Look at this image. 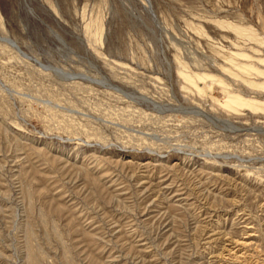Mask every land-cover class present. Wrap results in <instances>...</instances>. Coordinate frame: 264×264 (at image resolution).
Returning <instances> with one entry per match:
<instances>
[{
  "label": "rangeland",
  "instance_id": "1",
  "mask_svg": "<svg viewBox=\"0 0 264 264\" xmlns=\"http://www.w3.org/2000/svg\"><path fill=\"white\" fill-rule=\"evenodd\" d=\"M0 35V264H264V0H0Z\"/></svg>",
  "mask_w": 264,
  "mask_h": 264
},
{
  "label": "bare ground",
  "instance_id": "2",
  "mask_svg": "<svg viewBox=\"0 0 264 264\" xmlns=\"http://www.w3.org/2000/svg\"><path fill=\"white\" fill-rule=\"evenodd\" d=\"M0 38H1V40H3L4 42H6V43H8L9 45H11L12 47H14L22 56H27V57H29L21 48H20V46L14 41V40H12V39H10V38H8V37H5V36H1L0 35ZM40 64V63H39ZM42 65V64H41ZM43 66V65H42ZM45 66H43V68H44ZM46 69V68H45ZM51 70V69H50ZM199 75V74H198ZM65 76H66V74H65ZM74 77V76H73ZM191 77H192V81H194V84H195V82H196V80H197V75H195V74H193V75H191ZM106 80V79H105ZM197 84V83H196ZM262 86H264V84L262 85ZM197 87H198V84H197ZM200 89H202L201 87H200ZM124 90V89H123ZM144 98V97H143ZM146 99H148V100H151L152 101V99H150V98H148V97H145ZM237 99H240V98H237ZM242 102H245V101H243L242 99H240ZM247 102V103H246ZM245 103H243V104H249V102L248 101H246ZM236 104H240V103H236ZM242 104V103H241ZM229 106H231V105H229ZM228 122V121H227Z\"/></svg>",
  "mask_w": 264,
  "mask_h": 264
}]
</instances>
